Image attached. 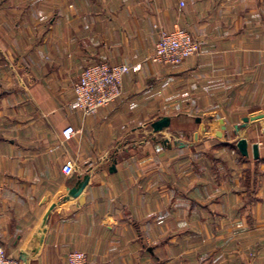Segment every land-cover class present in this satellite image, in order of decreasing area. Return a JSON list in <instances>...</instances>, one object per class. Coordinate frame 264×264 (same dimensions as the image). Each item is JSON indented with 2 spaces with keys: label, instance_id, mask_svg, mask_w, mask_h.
Segmentation results:
<instances>
[{
  "label": "crops",
  "instance_id": "0c3cea01",
  "mask_svg": "<svg viewBox=\"0 0 264 264\" xmlns=\"http://www.w3.org/2000/svg\"><path fill=\"white\" fill-rule=\"evenodd\" d=\"M176 25L201 50L159 65ZM103 61L131 67L123 94L85 115L73 86ZM0 243L22 264H264V0H3Z\"/></svg>",
  "mask_w": 264,
  "mask_h": 264
},
{
  "label": "built area",
  "instance_id": "2783aa9c",
  "mask_svg": "<svg viewBox=\"0 0 264 264\" xmlns=\"http://www.w3.org/2000/svg\"><path fill=\"white\" fill-rule=\"evenodd\" d=\"M2 1L0 0V4ZM200 50V41L189 31L176 25L171 30H161L151 59L162 66H176L198 54ZM130 69L131 67L125 63L110 64L105 61L89 65L74 83L73 105L85 115L94 114L109 105L122 96L124 77ZM80 132L81 130L68 125L63 129L62 135L66 140H70ZM62 169L68 175L74 173L75 161L67 160ZM0 264L22 263L9 254L0 243ZM67 264H90V262L86 252L74 250L68 254Z\"/></svg>",
  "mask_w": 264,
  "mask_h": 264
},
{
  "label": "water",
  "instance_id": "95a60500",
  "mask_svg": "<svg viewBox=\"0 0 264 264\" xmlns=\"http://www.w3.org/2000/svg\"><path fill=\"white\" fill-rule=\"evenodd\" d=\"M170 124V118H168L167 116H164L156 121H154L152 123V127L155 131H159L162 130L163 128L169 126ZM237 147L239 149V151L241 152V154L243 155H248L249 154V150H248V140L245 137H242L238 140L237 142ZM259 145L258 143L253 144V154L255 158H259ZM113 168H115V166H113ZM89 176H85L83 181L80 182V184H78L75 187H72L69 190L68 196L67 198H71V197H78L79 195H82L85 188L87 187L88 183H89Z\"/></svg>",
  "mask_w": 264,
  "mask_h": 264
}]
</instances>
